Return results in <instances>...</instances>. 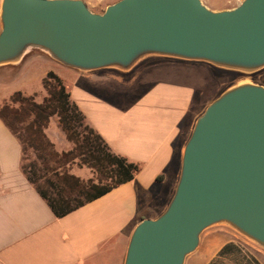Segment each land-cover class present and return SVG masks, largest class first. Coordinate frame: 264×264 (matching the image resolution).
I'll list each match as a JSON object with an SVG mask.
<instances>
[{
  "label": "water",
  "instance_id": "1",
  "mask_svg": "<svg viewBox=\"0 0 264 264\" xmlns=\"http://www.w3.org/2000/svg\"><path fill=\"white\" fill-rule=\"evenodd\" d=\"M0 66L33 49L82 71L131 69L147 56L252 72L264 66V0L214 10L202 0H1ZM225 223L264 248V86L226 88L196 118L173 195L133 229L123 264H184Z\"/></svg>",
  "mask_w": 264,
  "mask_h": 264
},
{
  "label": "crops",
  "instance_id": "2",
  "mask_svg": "<svg viewBox=\"0 0 264 264\" xmlns=\"http://www.w3.org/2000/svg\"><path fill=\"white\" fill-rule=\"evenodd\" d=\"M30 55L57 63L64 75L53 72L65 86L66 78L75 80L67 90L87 122L140 170L131 181L57 217L23 173L21 143L0 118V264H123L135 226L167 207L184 144L196 118L228 88V70L151 55L127 71H82L36 49L0 68H20ZM49 128L50 123L47 135ZM70 146L66 141L63 148ZM184 264H264V250L217 226L201 234Z\"/></svg>",
  "mask_w": 264,
  "mask_h": 264
},
{
  "label": "trees",
  "instance_id": "3",
  "mask_svg": "<svg viewBox=\"0 0 264 264\" xmlns=\"http://www.w3.org/2000/svg\"><path fill=\"white\" fill-rule=\"evenodd\" d=\"M44 95L15 91L0 102V118L21 143V168L28 181L46 200L53 213L62 217L112 189L131 181L140 166L115 153L87 122L71 99L62 79L53 71L42 78ZM52 116L72 143L58 152L48 138ZM89 167L94 177L84 180L69 172L68 166Z\"/></svg>",
  "mask_w": 264,
  "mask_h": 264
},
{
  "label": "rangeland",
  "instance_id": "4",
  "mask_svg": "<svg viewBox=\"0 0 264 264\" xmlns=\"http://www.w3.org/2000/svg\"><path fill=\"white\" fill-rule=\"evenodd\" d=\"M115 1L117 0H84L86 5L93 12H102L108 4L113 3ZM202 1L209 8L214 10H219L225 8H233L237 6L242 0H202ZM0 4H1V0H0ZM0 30H1V21H0ZM56 64L57 63L54 62H48V61L45 62L42 59L36 57V55H30L28 59H26V61L24 62L23 66H21L20 68L19 67L13 68L10 66L1 67L0 68V102L6 100L7 98H9V96L12 93L18 90L22 91L24 94H33L35 92L38 93L41 91L36 98L37 101H41L42 96L44 94L41 77L44 71H54L57 74H59V76L61 77H63L64 75L63 69L61 67H58V65ZM228 75H229L228 87L243 82H251L264 86V66L252 72L228 70ZM67 76L68 75H66V77ZM74 81L75 80L73 79L68 80V78H66L67 89H71L70 87H72L71 85L74 84ZM50 121H51L49 122L50 135L47 136L50 139V141L54 144L55 150H57L58 152L69 150L72 147V143L69 141V143H71L70 148L68 149L63 148L65 142L68 141V139L66 138L65 132L60 127L57 117L52 116ZM52 138L56 141L57 144H55L52 141ZM68 170L70 173L79 176L84 180L94 177V173L89 167L87 166L80 167L79 165H77V163H73L69 165ZM217 226H224L230 228L231 230L240 234V236L250 244H253L254 246H258L259 248L264 250L263 247L259 246L254 241L250 240L249 238L242 235L234 228L230 227L225 223L213 225L207 228L206 230Z\"/></svg>",
  "mask_w": 264,
  "mask_h": 264
}]
</instances>
